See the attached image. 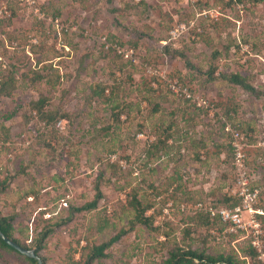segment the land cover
Returning <instances> with one entry per match:
<instances>
[{
	"label": "rangeland",
	"instance_id": "obj_1",
	"mask_svg": "<svg viewBox=\"0 0 264 264\" xmlns=\"http://www.w3.org/2000/svg\"><path fill=\"white\" fill-rule=\"evenodd\" d=\"M3 2L13 13L0 15V75L14 73L15 85L0 93V179L9 177L0 214L15 215L22 244L34 247L38 232L58 223L38 251L46 264H81L89 245L121 228L92 264H162L176 246L240 258L254 250L248 212L239 227L209 212L239 201L237 140L246 187L259 191L254 207L262 212L253 218L264 250V0ZM113 44L129 55L114 53ZM165 46L182 50L191 66ZM213 65L216 75L241 74L258 95L219 78L207 82ZM170 79L186 84L195 102L178 100ZM96 82L107 83L106 95L90 98ZM111 87L125 104L119 122L106 101ZM43 96L45 109L59 114L53 124L30 111ZM170 123L173 136L153 147ZM95 185L96 207L72 213L93 199ZM134 193L152 226L131 224ZM250 259L260 263L256 252ZM0 264L34 263L0 246Z\"/></svg>",
	"mask_w": 264,
	"mask_h": 264
},
{
	"label": "trees",
	"instance_id": "obj_2",
	"mask_svg": "<svg viewBox=\"0 0 264 264\" xmlns=\"http://www.w3.org/2000/svg\"><path fill=\"white\" fill-rule=\"evenodd\" d=\"M256 1H263V0H256ZM9 9H10L9 10L10 12L7 13L6 16L4 17L10 16L11 13H13V10L11 9V7ZM111 49L114 53H116L114 48H111ZM164 51L169 54L170 58H174V57L181 58L183 59L184 64L187 67L191 66V64L188 62L186 58V55L184 54L182 50L173 49L169 51V49L165 46ZM114 53H112L113 56H115ZM129 63L131 62L129 61ZM116 70L117 69H114L111 72V76L113 79L115 78L114 72ZM215 72H216L215 66L214 65L210 66L209 70L206 72L207 82H213L219 78L221 81H226L228 83L241 87L242 89L251 93L255 97L258 95L256 88L249 81H247L246 78L242 76L241 74L237 72H229V73L219 72L216 75ZM14 85H15L14 73L8 71V72H3V74L0 75V93L1 94L10 95ZM88 89H89L90 98L91 97L92 98L93 97H103L106 95V90L108 89V85L105 82H96L94 84H90ZM108 93L109 94L106 96V101L109 104L111 119L114 122H119V116L123 112V109L125 108V104L123 101H119L118 99H116L117 93L114 87H111ZM47 99H48L47 97L43 96V97L38 98L37 100H32L30 102V109H31L30 111H34L35 114H37L40 118H42L46 124H50V123L53 124L55 119H57V115L59 114H57V112H53L51 110L45 109V105L48 101ZM181 101L184 102V100H181ZM263 116H264V113L262 115H258L259 122L263 121ZM60 117H63V116L60 115ZM173 125L174 124L172 123L168 124L163 130H161L158 133L155 144H152L153 147L157 148L159 146L166 145V142L168 141V139L173 136ZM232 159L234 160L233 155H232ZM8 179H9L8 176H4L2 179H0V192H3L7 189ZM95 188H96V192H95L93 199L86 202L85 204L81 206L72 207V213L74 211L79 212L82 210H90L96 207L98 199L101 198L102 193L98 185H95ZM128 204L130 205L133 211V218L131 219V224L137 222L147 227L152 226L154 216L151 214L149 215L145 214V211L147 210L148 205L142 204V202L137 198L135 193L131 196V199L129 200ZM44 211L45 212H43V215L46 213H49L48 210H44ZM14 218H15L14 214H9V215L0 214V230L12 240L16 241L17 243L21 244L24 247H27L25 244H22L13 235ZM210 221H211L210 217L205 219V223H210ZM56 225H58V223L47 224L38 232L37 238L34 240V244H33L37 255H39L38 251L42 248V245H43L42 241L50 234V232L54 229ZM126 231H127L126 228H121L116 234H114L113 236H110L108 239L100 243H97V244L89 245L86 252L84 253V260L81 262V264H92L94 260L105 257L106 256L105 250L112 243L117 241ZM0 246L2 248H7L17 253H20L16 249L8 245L6 242H4L1 238H0ZM244 253L245 254L240 258L231 256V255H219L218 257H213L211 255H206L202 252H198L197 250L192 249L190 247L180 248L179 246H176L174 249L168 252L167 257L165 258L162 264H251L250 258H254V255H255L254 250L251 247H249V249H247ZM39 257L41 258L42 262L46 264L44 258L40 255ZM27 258L30 261H32L34 264H38L36 259L32 257H27Z\"/></svg>",
	"mask_w": 264,
	"mask_h": 264
},
{
	"label": "built area",
	"instance_id": "obj_3",
	"mask_svg": "<svg viewBox=\"0 0 264 264\" xmlns=\"http://www.w3.org/2000/svg\"><path fill=\"white\" fill-rule=\"evenodd\" d=\"M18 1L22 5H26L29 8L33 7L35 3H37V0H14ZM8 13L6 4L3 2L0 5V15L2 13ZM105 47H108V44H105ZM112 47L115 49V51L118 54L124 55L127 57L129 55L128 52L123 51L120 47H118L116 44H113ZM169 89L174 92L178 99L184 100V101H190L195 102L198 96L193 95L186 84H181L178 82L177 79H170L168 81ZM200 99H198V105H200ZM264 121V116H263ZM238 131L233 132L234 139L238 138ZM243 144L240 143L237 140H235L232 143L233 150H234V166L236 169V182H237V196L239 198V201L236 205H234L232 208H227L225 206H220L218 209L213 210L212 208H209V212L212 216H218L222 221L227 222L230 227L235 226H243L245 222L242 220L241 212L244 210L248 212L249 216L251 217L250 222H248L249 226L251 227L252 232V240L251 245L254 248V252H256V257L258 260H260L259 264H264V250L262 249L261 242L259 240V224L258 222L253 218L255 213L261 214L260 209H256L254 207V204L259 198V191L257 188H248L246 187L247 181L245 178V163H246V153L243 149ZM65 205V202H62L60 204ZM50 214L46 213L45 217H49ZM262 261V262H261Z\"/></svg>",
	"mask_w": 264,
	"mask_h": 264
},
{
	"label": "water",
	"instance_id": "obj_4",
	"mask_svg": "<svg viewBox=\"0 0 264 264\" xmlns=\"http://www.w3.org/2000/svg\"><path fill=\"white\" fill-rule=\"evenodd\" d=\"M0 238L4 242H6L8 245H10L14 249H16L18 252L24 254L27 257H32V258L36 259L38 264H44L42 262L41 258L39 257V255H37V253L35 251V247H24V246H22L21 244L17 243L16 241L12 240L7 235H5L1 230H0Z\"/></svg>",
	"mask_w": 264,
	"mask_h": 264
}]
</instances>
